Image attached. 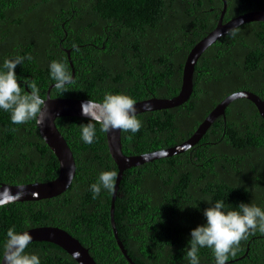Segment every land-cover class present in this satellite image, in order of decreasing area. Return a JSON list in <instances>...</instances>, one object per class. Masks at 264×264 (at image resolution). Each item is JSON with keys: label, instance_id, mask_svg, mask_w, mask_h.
<instances>
[{"label": "trees", "instance_id": "obj_1", "mask_svg": "<svg viewBox=\"0 0 264 264\" xmlns=\"http://www.w3.org/2000/svg\"><path fill=\"white\" fill-rule=\"evenodd\" d=\"M226 2L223 22L264 9V0ZM222 7V0H0V65L15 54L30 56L15 72L34 79L44 97L54 83L49 62L57 59L67 63L76 83L66 92L53 87L51 98L101 99L111 91L137 102L168 99L179 92L187 54L215 28ZM64 50H70L71 65ZM237 91L264 102V22L244 24L235 37L225 34L209 46L195 65L190 98L137 114L143 126L135 134L121 130L122 153L137 156L186 141ZM87 122L55 119L75 161L74 178L58 196L0 207V241L11 225L17 231L25 222L29 229L58 227L87 248L96 264H129L110 224L112 194L103 191L94 199L89 190L102 170L117 172V166L99 125L94 143L80 139V125ZM58 169L35 121L14 125L0 111V184L48 182ZM208 197L224 200L227 209L240 202L264 207V119L249 100L232 101L185 152L123 172L114 222L127 255L135 264H189L190 230L204 222ZM28 250L42 264H77L53 243L32 242ZM200 256L201 264H213L210 249H201ZM235 259L228 264H264V234L241 241Z\"/></svg>", "mask_w": 264, "mask_h": 264}, {"label": "clouds", "instance_id": "obj_2", "mask_svg": "<svg viewBox=\"0 0 264 264\" xmlns=\"http://www.w3.org/2000/svg\"><path fill=\"white\" fill-rule=\"evenodd\" d=\"M244 24L243 19L225 32L217 31L216 37L225 34L235 37ZM30 56L15 54L7 57L0 65V111L9 113L14 125H23L35 121L43 127L49 116L46 98L41 95L34 79L19 77L15 72L17 65L24 66ZM50 80L60 92H66L76 83V78L63 60L53 59L48 65ZM25 88L28 90L26 91ZM147 100V99H146ZM143 101V100H142ZM137 100L124 92L106 91L101 99H87L81 102V115L88 117V122L80 125V139L85 144H92L97 140V125L102 133L108 134L115 130H123L131 134L137 133L143 126V121L137 115ZM144 108L150 109V104ZM69 179L74 178V170H69ZM117 172L114 169L102 170L89 190L93 198H97L103 191L115 193ZM18 191L11 193L10 188L0 186V207L19 200L26 193L25 186L18 183ZM208 207L203 209L205 218L202 224L190 230L187 257L189 264H201L200 250L210 249L214 257L213 264H228L239 250L241 241H247L257 232L264 234V207L256 203L240 202L231 209H227L222 199L206 200ZM198 207V206H195ZM25 222L24 229L17 231L15 225L9 226L2 241H0V264H42L37 252L29 251L33 237ZM76 257L79 253L74 254Z\"/></svg>", "mask_w": 264, "mask_h": 264}, {"label": "water", "instance_id": "obj_3", "mask_svg": "<svg viewBox=\"0 0 264 264\" xmlns=\"http://www.w3.org/2000/svg\"><path fill=\"white\" fill-rule=\"evenodd\" d=\"M222 2L223 7L215 28L210 31L204 38H202L186 56L178 94L168 99L150 98L147 100L139 101L136 104L137 114L177 107L190 98L193 92V73L197 60L209 46H211L220 38L215 36V33L217 31L225 32L228 28L234 26L241 19H243L244 24L251 22H264V9H262L259 11H252L238 15L224 23L223 18L227 8V2L226 0H222ZM64 51L67 55L68 62L71 65L70 50ZM53 87V84L48 87L45 97L47 99L46 105L49 116L43 127H39L37 125L36 127L38 129L40 137L49 147L58 161V175L55 179L48 182H34L23 184L25 186L24 191L26 194L19 200H15L13 202L37 201L58 196L63 193L72 182V179L70 180L68 177L69 170H74L75 174L76 166L74 158L66 141L55 125V119L60 117H76L89 119L88 117L81 115V102L86 100L71 98H51L50 90ZM236 99H246L252 102L257 107V110L261 117L264 119V102L252 92L237 91L226 96L220 103H218L208 113L205 119L198 125L190 138L170 148L137 156H126L122 153L120 139L121 130L117 129L115 130V132L106 134L108 152L117 166V180L115 185L116 190L115 193L111 195L109 219L117 246L119 247L121 253L129 264L135 263L127 255V252L118 237L114 222V203L117 197L118 187L122 179L123 172L131 167H136L144 163L152 162L156 159L177 155L190 149L203 137L213 121H215L220 116H224L226 107ZM145 104H150L151 108L146 110L144 108ZM0 186H6L10 188L12 194H15L18 191V185L0 184ZM5 195V193H0V198H3ZM28 231L33 237V242H49L55 244L62 248L68 255H70L77 262V264H96L94 259L90 256L88 249L85 248L76 238H74L72 235L61 228L44 226L28 229ZM75 253H79V256L76 257L74 255ZM238 259L230 260L229 263Z\"/></svg>", "mask_w": 264, "mask_h": 264}, {"label": "flooded vegetation", "instance_id": "obj_4", "mask_svg": "<svg viewBox=\"0 0 264 264\" xmlns=\"http://www.w3.org/2000/svg\"><path fill=\"white\" fill-rule=\"evenodd\" d=\"M227 22V21H226ZM225 23V22H224Z\"/></svg>", "mask_w": 264, "mask_h": 264}]
</instances>
